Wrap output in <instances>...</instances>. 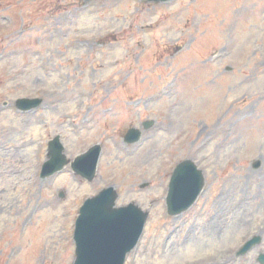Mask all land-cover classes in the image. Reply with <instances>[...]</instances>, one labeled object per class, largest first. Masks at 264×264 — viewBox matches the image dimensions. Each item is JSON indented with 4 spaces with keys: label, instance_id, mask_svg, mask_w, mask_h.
Returning <instances> with one entry per match:
<instances>
[{
    "label": "rangeland",
    "instance_id": "1",
    "mask_svg": "<svg viewBox=\"0 0 264 264\" xmlns=\"http://www.w3.org/2000/svg\"><path fill=\"white\" fill-rule=\"evenodd\" d=\"M20 98L44 105L22 114ZM131 128L141 142L125 145ZM56 136L70 162L102 146L92 182L70 165L41 179ZM184 160L206 186L171 217ZM109 187L149 214L126 264H258L264 0H0V264H74L79 211Z\"/></svg>",
    "mask_w": 264,
    "mask_h": 264
},
{
    "label": "water",
    "instance_id": "2",
    "mask_svg": "<svg viewBox=\"0 0 264 264\" xmlns=\"http://www.w3.org/2000/svg\"><path fill=\"white\" fill-rule=\"evenodd\" d=\"M91 1V0H85ZM150 2H167L169 0H148ZM42 100H19L20 110L28 111L37 108ZM152 123H146L149 128ZM140 132L131 129L127 136V143H136ZM63 148L59 138L50 144L49 157L51 160L45 165L42 177L51 176L67 165ZM101 148L96 146L78 158L72 165L73 170L88 181H93L96 175L97 163ZM205 177L201 170L191 160L180 163L171 178L167 198L168 214L178 216L190 209L202 193ZM62 199L66 198L61 193ZM118 194L114 188L102 191L98 196L87 200L81 208L76 222L74 240L76 243V260L74 264H125L126 256L137 245L148 217L137 206L116 208ZM261 242L259 236L248 241L240 255L246 254ZM264 264V255L259 258Z\"/></svg>",
    "mask_w": 264,
    "mask_h": 264
}]
</instances>
